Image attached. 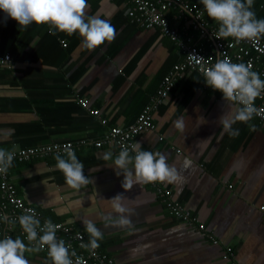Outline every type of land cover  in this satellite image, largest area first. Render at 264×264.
<instances>
[{"label": "crops", "instance_id": "crops-1", "mask_svg": "<svg viewBox=\"0 0 264 264\" xmlns=\"http://www.w3.org/2000/svg\"><path fill=\"white\" fill-rule=\"evenodd\" d=\"M127 3L87 0L86 16L106 19L116 29L112 42L92 50L82 47L79 33L52 35L47 24L20 27L0 11V51L12 58L10 66H0V148L91 143L75 153L89 179L79 188L66 184L54 156L8 168L12 183L29 205L54 222L85 231L83 220L91 219L103 234L98 249L121 264H230L224 259L227 247L235 249L237 264H264V125L252 116L233 124L238 136L222 131L219 118L238 106L207 87L204 76L186 73L155 112L154 129L134 140L143 150L163 153L176 167L182 182L166 186L197 218L196 225L172 216L150 183L124 189L123 173L118 176L113 167L121 149L93 145L109 127L134 124L183 60L159 30L131 22ZM252 11L264 19V0H253ZM172 21L200 41V33L191 28L193 13ZM259 37L264 41V35ZM180 118L183 130L175 127ZM185 158L193 160L191 168H183ZM117 194L133 210L128 225L114 222L119 214L111 199ZM24 255L32 264H46L39 251Z\"/></svg>", "mask_w": 264, "mask_h": 264}, {"label": "clouds", "instance_id": "clouds-1", "mask_svg": "<svg viewBox=\"0 0 264 264\" xmlns=\"http://www.w3.org/2000/svg\"><path fill=\"white\" fill-rule=\"evenodd\" d=\"M208 17L219 23L217 39L233 37L237 42L242 40H254L264 35V19L256 18L252 11L253 0H200ZM87 0H0V11L5 14V20L11 18L20 27H27L32 23L38 25H49V32L55 35L56 32L73 35L79 33L82 37V47L92 50L106 41L112 42L116 36L115 26L106 19L98 16H86L85 9ZM189 57H196L189 55ZM203 58V57H199ZM200 71L205 77L206 84L214 90L222 93L226 101H234L240 105L233 111L227 112L219 118L221 130L230 136L239 135V129H234L236 122H247L256 112L254 107L255 99L264 93V80L260 74L251 69V65L244 63H232L230 59H219L209 68L201 67ZM177 129L183 130V118L175 122ZM209 137L203 141H210ZM130 154L128 148H122L114 159V168L117 175L123 173L124 180L122 187L130 190L135 184L152 182H182L183 177L176 167L167 163V157L161 152L143 150L139 143L132 146ZM67 159L57 154L55 156L56 168L64 174L65 182L72 188H79L89 182L84 175V164L77 158L75 152L65 148ZM15 157L14 150L0 148V171H7L12 166ZM111 158V154L106 159ZM132 165V168H129ZM193 166L191 158L183 160V168ZM123 194H117L111 199L112 207L119 216L115 223L128 225L133 210L123 203ZM111 218V217H109ZM7 219V217H5ZM19 224L27 234L28 241H36L39 235V247L36 249L26 247L25 243L17 237L13 239L5 236L0 239V264H29L25 251H39L47 246L48 256L52 264H73L70 258L69 248L65 242L58 240L56 230L58 225L47 219L43 226L35 214H25L18 217ZM85 231L90 239L82 247L96 249L98 241L102 239V233L96 224L85 218L83 220ZM75 255V253H71Z\"/></svg>", "mask_w": 264, "mask_h": 264}, {"label": "built area", "instance_id": "built-area-1", "mask_svg": "<svg viewBox=\"0 0 264 264\" xmlns=\"http://www.w3.org/2000/svg\"><path fill=\"white\" fill-rule=\"evenodd\" d=\"M127 16L133 24H137L147 29H157L163 36L170 39L178 48L182 55V62L173 67L169 74L162 81L160 88L151 99L150 104L144 109L138 120L123 128H108L104 139L95 142L93 145L101 149L104 146L116 145L121 150L128 148L132 152V146L137 136L142 133L152 131L154 129V114L161 106L168 102L172 91L175 89L177 82L188 72H196L202 76L201 67H212L217 60L228 58L232 63H244L251 65V69L260 74V78L264 80V41L257 37L254 40H242L237 42L235 38L217 39L215 34L219 27H214L206 17L204 6L192 4L188 0H126ZM175 14L171 17V11ZM194 14V21L191 28L200 33V41L195 42L193 36L188 33V29H179L173 24L172 19L183 20L187 14ZM194 55L196 57H189ZM203 57V58H199ZM12 62L9 53H0V66H10ZM207 87H209L207 85ZM211 88V87H210ZM238 107L239 104L232 101ZM79 103L88 108L85 99H79ZM256 112L253 114L264 125V93L258 96L254 101ZM91 114L99 117L100 112L92 110ZM103 125H107L106 120L101 121ZM91 143L83 140L76 144L72 142L57 143L42 148H32L26 150H14V160L20 163L34 159L46 158L50 156H66L65 148L70 147L74 152L82 149ZM13 160V161H14ZM156 190L158 199L167 208L172 216L177 217L181 221L189 225H196L195 218L188 210L174 199V194L166 183L159 181L150 183ZM35 214L40 220L41 226L46 221L43 213L36 207L29 205L24 198L19 196L15 185L11 181L10 174L7 171H0V239L5 236L16 239L23 238V242H27L33 249L39 247V229H37L38 237L36 241H28L27 234L19 224L18 217L25 214ZM7 217V219H5ZM58 225L56 236L58 240H63L66 247L69 248L70 258L73 264H121L114 257L103 253L96 249L82 247L87 244V234L85 231H76L72 226L66 223H54ZM203 229V226L200 227ZM213 241L214 238L209 236ZM224 259L230 264L236 263V253L233 247L225 248ZM45 257L46 264H52L48 256L47 246L39 250ZM75 255H71V253Z\"/></svg>", "mask_w": 264, "mask_h": 264}, {"label": "trees", "instance_id": "trees-1", "mask_svg": "<svg viewBox=\"0 0 264 264\" xmlns=\"http://www.w3.org/2000/svg\"><path fill=\"white\" fill-rule=\"evenodd\" d=\"M189 2H191L192 4L194 3V4H198L200 7H202L203 5L200 3V0H188ZM207 17H208V15H207ZM208 18H210V17H208ZM211 20V19H210ZM2 51H0V53H1ZM3 53V52H2ZM144 111V110H143ZM142 111V112H143ZM141 115V114H140ZM110 128H115V127H110ZM109 128V129H110ZM76 153V152H75ZM51 157V156H50ZM55 157V156H54ZM63 157V156H62ZM38 159H40V158H34V159H31V160H28V161H25V162H22V163H20L19 161H17V160H14L13 161V163H12V166H14L15 167V165L16 164H23V163H27V162H33V161H36V160H38ZM11 166V167H12ZM8 170V169H7ZM9 172V171H8ZM10 174V173H9ZM17 193L19 194V192H18V190H17ZM20 196V195H19ZM38 210H40L42 213H43V215H44V217H45V219L47 220V219H49V217L43 212V210L42 209H40V208H37ZM52 222H54L53 220H52ZM54 223H61V222H54ZM73 229L74 230H76V231H80V230H77L76 228H74L73 227ZM86 233V232H85ZM87 234V233H86ZM21 239V238H20ZM22 241H24V239L22 238L21 239ZM25 243V245L26 246H28V247H30V248H33V246L31 245H29L27 242H24ZM99 250V249H98ZM100 251V250H99ZM28 259V258H27ZM29 264H32V262H29Z\"/></svg>", "mask_w": 264, "mask_h": 264}]
</instances>
